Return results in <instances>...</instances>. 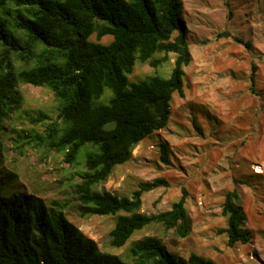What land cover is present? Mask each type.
I'll use <instances>...</instances> for the list:
<instances>
[{"label": "trees", "instance_id": "obj_1", "mask_svg": "<svg viewBox=\"0 0 264 264\" xmlns=\"http://www.w3.org/2000/svg\"><path fill=\"white\" fill-rule=\"evenodd\" d=\"M0 6L12 17L11 30L0 19V128L21 103L19 83L49 89L58 112L34 139L69 165L82 158L73 187L78 214L115 216L108 232L113 247L123 246L136 230L152 223L179 237L188 235L184 188L168 209L139 212L143 193L167 186L161 176L140 181L128 196L94 189L130 159L141 140L167 125L173 93L183 94L184 67L192 58L182 0H0ZM92 34L97 39L109 34L112 40L103 44L90 40ZM160 52L161 57L150 60ZM169 52L175 55L169 77L128 81L136 60L157 65ZM256 69L251 63V89ZM107 89V102L97 103ZM158 150L160 161L169 164L168 143L160 142ZM14 177L0 171V264H129L99 250L68 221L62 205L55 202L57 209L48 208L41 199L16 192L6 196ZM238 198L233 187L221 204L226 225L218 231L226 234L228 246L250 239ZM128 256L133 264H216L194 252L187 257L170 253L154 235L130 241Z\"/></svg>", "mask_w": 264, "mask_h": 264}, {"label": "rangeland", "instance_id": "obj_2", "mask_svg": "<svg viewBox=\"0 0 264 264\" xmlns=\"http://www.w3.org/2000/svg\"><path fill=\"white\" fill-rule=\"evenodd\" d=\"M182 2L192 58L184 67L183 94L173 93L167 125L141 140L130 159L116 165L94 189L128 196L140 181L161 176L167 186L143 193L139 212L168 209L184 188L188 235L179 237L173 229L152 223L136 230L123 246H111L108 232L115 216L81 217L76 209L73 187L82 158L80 164L69 165L60 153L34 139L56 117L59 103L49 89L28 83L18 84L21 103L0 128V171L15 174L4 194L33 195L48 208L57 209L55 202L62 205L68 221L93 239L99 250L119 255L129 264H133L128 256L130 241L145 235L159 237L168 252L183 257L194 252L216 264H264V0ZM0 19L12 29L11 14L1 6ZM89 39L107 44L112 36L97 39L92 34ZM163 54L155 53L150 60ZM174 56L169 52L157 65L136 60L128 81L169 77ZM251 63L257 66L252 89ZM109 96L107 89L96 102L106 103ZM162 141L169 145V164L159 159ZM233 187L246 214L243 227L250 239L228 246L226 234L218 230L226 225L221 214L224 194Z\"/></svg>", "mask_w": 264, "mask_h": 264}]
</instances>
